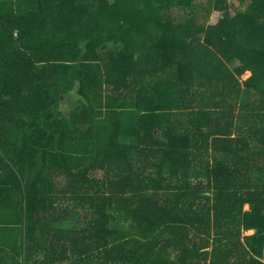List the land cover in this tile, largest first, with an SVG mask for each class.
I'll list each match as a JSON object with an SVG mask.
<instances>
[{
	"label": "trees",
	"instance_id": "trees-1",
	"mask_svg": "<svg viewBox=\"0 0 264 264\" xmlns=\"http://www.w3.org/2000/svg\"><path fill=\"white\" fill-rule=\"evenodd\" d=\"M236 2L0 0V264H264V0Z\"/></svg>",
	"mask_w": 264,
	"mask_h": 264
},
{
	"label": "rangeland",
	"instance_id": "rangeland-1",
	"mask_svg": "<svg viewBox=\"0 0 264 264\" xmlns=\"http://www.w3.org/2000/svg\"><path fill=\"white\" fill-rule=\"evenodd\" d=\"M230 3L233 4V6L231 5V8H230V10L233 12L234 8L237 6V2H236V0H230ZM221 12H222L221 8L214 7V10H213L212 15H211V17L209 19L208 25H214L218 21V18L220 16ZM246 40H247L248 45H249V46H246L247 50H250L251 51L250 53H256V54L259 53V55L264 58V49L261 50L262 49V45L260 43H258V39H256L254 37L252 39L247 38ZM249 75H250V72L246 71L241 76V79L244 80ZM68 107H69L68 104L64 103V104H62L61 109L66 111V110H68ZM246 234H251V232L247 231Z\"/></svg>",
	"mask_w": 264,
	"mask_h": 264
},
{
	"label": "crops",
	"instance_id": "crops-1",
	"mask_svg": "<svg viewBox=\"0 0 264 264\" xmlns=\"http://www.w3.org/2000/svg\"><path fill=\"white\" fill-rule=\"evenodd\" d=\"M248 232H251V233H252L253 231H252V230H250V231H248Z\"/></svg>",
	"mask_w": 264,
	"mask_h": 264
}]
</instances>
